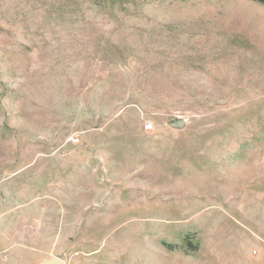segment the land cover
<instances>
[{
  "label": "rangeland",
  "instance_id": "rangeland-1",
  "mask_svg": "<svg viewBox=\"0 0 264 264\" xmlns=\"http://www.w3.org/2000/svg\"><path fill=\"white\" fill-rule=\"evenodd\" d=\"M52 257L264 264V3L0 0V264Z\"/></svg>",
  "mask_w": 264,
  "mask_h": 264
},
{
  "label": "water",
  "instance_id": "water-1",
  "mask_svg": "<svg viewBox=\"0 0 264 264\" xmlns=\"http://www.w3.org/2000/svg\"><path fill=\"white\" fill-rule=\"evenodd\" d=\"M169 127L174 130H181L184 127L183 120H177L169 123ZM38 264H62V261L59 258L52 257L46 260L41 261Z\"/></svg>",
  "mask_w": 264,
  "mask_h": 264
},
{
  "label": "built area",
  "instance_id": "built-area-1",
  "mask_svg": "<svg viewBox=\"0 0 264 264\" xmlns=\"http://www.w3.org/2000/svg\"><path fill=\"white\" fill-rule=\"evenodd\" d=\"M144 129L147 131V130H150L151 127L150 126H146V127H144Z\"/></svg>",
  "mask_w": 264,
  "mask_h": 264
},
{
  "label": "trees",
  "instance_id": "trees-1",
  "mask_svg": "<svg viewBox=\"0 0 264 264\" xmlns=\"http://www.w3.org/2000/svg\"><path fill=\"white\" fill-rule=\"evenodd\" d=\"M256 1L264 3V0H256ZM194 250H196V248Z\"/></svg>",
  "mask_w": 264,
  "mask_h": 264
}]
</instances>
